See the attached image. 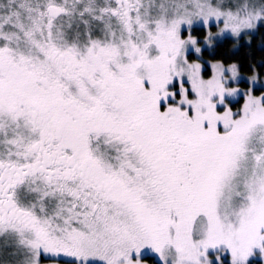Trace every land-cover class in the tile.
<instances>
[{"label":"snow or ice","instance_id":"snow-or-ice-1","mask_svg":"<svg viewBox=\"0 0 264 264\" xmlns=\"http://www.w3.org/2000/svg\"><path fill=\"white\" fill-rule=\"evenodd\" d=\"M261 28L264 0H0V264L264 255V56L215 55Z\"/></svg>","mask_w":264,"mask_h":264},{"label":"trees","instance_id":"trees-1","mask_svg":"<svg viewBox=\"0 0 264 264\" xmlns=\"http://www.w3.org/2000/svg\"><path fill=\"white\" fill-rule=\"evenodd\" d=\"M197 35L202 36L203 32H196ZM264 28L258 30V32L252 36L251 44H247L244 41H241L240 45L233 49L232 44L233 40L225 39L224 42L220 45V47L216 50L215 55L220 57L223 56L229 60H237L242 64V72L245 74H251L250 69L248 67L249 62V52H251V57L255 60H259L262 56H264ZM207 56V52H205ZM211 58V57H208ZM264 74V70H261V75ZM152 258L149 257V260ZM251 264H261L260 261L252 262Z\"/></svg>","mask_w":264,"mask_h":264},{"label":"rangeland","instance_id":"rangeland-1","mask_svg":"<svg viewBox=\"0 0 264 264\" xmlns=\"http://www.w3.org/2000/svg\"><path fill=\"white\" fill-rule=\"evenodd\" d=\"M194 34H196V33H194ZM255 34H253V35H255ZM261 44H264V43L261 42ZM193 56H195V54H193ZM246 75H250V74H246ZM261 76H264V74H262ZM241 102H242V99H241ZM215 251H219V248L216 249ZM215 251L210 249L209 250V255L210 256H214L215 255ZM149 257L154 259V257H152L150 254L145 253V259H149ZM228 261H229V257L225 256V264H228ZM255 261H260L261 264H264V255H261L259 249H254L253 255L251 257H249V259L247 261V264H251L252 262H255ZM149 264H151V260H149Z\"/></svg>","mask_w":264,"mask_h":264}]
</instances>
